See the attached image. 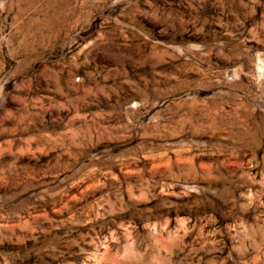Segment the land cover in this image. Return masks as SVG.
Segmentation results:
<instances>
[{
	"label": "rangeland",
	"instance_id": "obj_1",
	"mask_svg": "<svg viewBox=\"0 0 264 264\" xmlns=\"http://www.w3.org/2000/svg\"><path fill=\"white\" fill-rule=\"evenodd\" d=\"M0 264H264V0H0Z\"/></svg>",
	"mask_w": 264,
	"mask_h": 264
}]
</instances>
